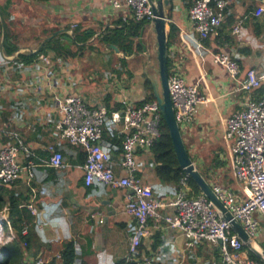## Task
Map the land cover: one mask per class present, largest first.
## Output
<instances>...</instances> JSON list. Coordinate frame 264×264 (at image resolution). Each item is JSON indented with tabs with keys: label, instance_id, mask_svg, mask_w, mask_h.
I'll list each match as a JSON object with an SVG mask.
<instances>
[{
	"label": "crops",
	"instance_id": "0c3cea01",
	"mask_svg": "<svg viewBox=\"0 0 264 264\" xmlns=\"http://www.w3.org/2000/svg\"><path fill=\"white\" fill-rule=\"evenodd\" d=\"M15 1L0 0V148L8 144L11 133H16L36 164L32 180L23 174L9 187L11 197L22 207L32 205L36 209L33 216L25 207L35 226L36 260L61 264L57 256L66 244H72L73 264H131L126 259L136 221L124 210L129 191L101 183L86 186L81 169L85 153L80 146L62 141L58 129V104L62 98L79 96L90 106L84 81L86 71H81L86 61L82 60L81 53L74 59H60L48 51L24 65L19 56L36 54L41 41L54 32L67 30L66 34L58 33L55 37L73 38L69 31L76 25L80 31L95 32L85 45L93 41L91 47L102 49L111 56L110 61L116 57L119 64L121 59L135 57L137 51L123 54L114 45L103 43L102 37L119 28V21L124 24L135 21L123 12L112 11L105 0H51L47 4L51 5L53 19L47 22L46 31L41 30L36 35V0H22L20 9ZM193 1L169 0L166 20L169 68L176 69L187 84L195 86L204 100L197 107L193 123L182 132V138L196 168H209L208 184L222 186L245 201L248 190L235 178L231 152L234 141L226 136V122L243 110L252 94L239 90L237 82L213 59L223 52L238 63L241 74L248 69L257 73L263 71L264 27L254 12L264 6V0L230 5L221 27L203 41L189 19ZM148 27L151 31L149 23ZM236 27L238 32H234ZM138 43H141L140 37ZM40 56L47 58L49 64H44ZM116 64L101 77L102 91L94 93L93 89H88L96 96V107L89 108L107 110L108 106H120L122 109L118 111H121L125 108L124 101L137 107L153 96L150 80L157 79L156 72L138 82ZM97 73L94 71L88 79H96ZM108 126L110 131L103 137L101 147L109 154L114 173L121 176V150L115 143V135L119 133L111 124ZM49 147L61 152L65 168L56 170L46 165L51 155ZM136 157L137 176L153 197L165 202L173 200L178 186L155 178L157 164L151 151L138 150ZM4 211L8 218L7 208ZM163 213L172 215L173 210L167 208ZM25 228L22 234L27 233L28 226ZM260 241L264 242V234L257 238V242ZM137 252V259L150 258L156 264H220L216 245L191 242L179 231L164 225L155 228L151 219L148 236L142 239Z\"/></svg>",
	"mask_w": 264,
	"mask_h": 264
},
{
	"label": "built area",
	"instance_id": "2783aa9c",
	"mask_svg": "<svg viewBox=\"0 0 264 264\" xmlns=\"http://www.w3.org/2000/svg\"><path fill=\"white\" fill-rule=\"evenodd\" d=\"M246 0H194L189 10V19L200 40L208 39L224 21L226 9ZM114 12H123L135 22H150L153 18L151 0H105ZM264 27V6L254 12ZM125 19V18H124ZM73 25L69 34L73 37ZM238 32V28H234ZM48 65L47 58L40 56ZM214 63L225 70L231 80L237 82L239 90L253 94L264 88V69L257 73L248 69L241 74L238 63L228 54L214 55ZM241 77V79H239ZM169 95L175 121L184 132L194 121L197 107L204 102L195 86L185 82L180 73L169 69ZM125 108L108 114L104 108H89L79 96L64 97L58 104V129L62 141L80 146L85 153L81 169L86 186L96 183L111 188L129 191L124 201L125 212L135 219L136 229L130 239L126 262L131 264H156L153 259H137V250L142 239L148 236L149 220L158 228L164 225L179 231L191 242H208L216 245L220 264H262L251 260L244 244L223 219L213 204L202 194L189 198L186 178L176 196L169 202L153 197L151 190L137 176V151H150L160 135L162 117L155 100L137 107L123 102ZM111 124L122 136L121 168L123 174L116 175L110 167L109 154L101 147L104 126ZM226 136L234 143L231 148L232 165L236 180L248 190V197L240 201L230 190L213 184L216 197L223 203L232 218L237 221L253 243L264 234V94L256 99L249 98L242 111L233 114L226 122ZM50 157L46 165L52 169H63V156L53 147L48 148ZM35 162L31 152L16 133L9 135V142L0 148V183L13 185L23 174L28 180L34 178ZM33 216L36 209L24 205ZM171 208L172 215L163 213ZM26 228L23 229V233ZM14 240V232L5 215L0 212V249ZM0 251V263L3 262ZM60 260V255L57 256ZM25 264H44L40 260L28 259Z\"/></svg>",
	"mask_w": 264,
	"mask_h": 264
},
{
	"label": "trees",
	"instance_id": "16d2710c",
	"mask_svg": "<svg viewBox=\"0 0 264 264\" xmlns=\"http://www.w3.org/2000/svg\"><path fill=\"white\" fill-rule=\"evenodd\" d=\"M36 1L47 3L51 0ZM148 23L149 22L142 21L128 22L127 24H124L119 21L117 23V26H119V28H115L111 31H108L107 34H104V36L102 37V42L108 45H114L123 54L131 55L133 52L141 50V45L140 43H138L140 31L143 26L147 25ZM73 33V39L75 42L60 40V37L52 38L44 44V46L39 50L38 53H26L20 55L19 58L21 62H23L24 65H27L32 62V60H34L38 55L47 53L48 51L52 52L56 56V58H76L79 55V51L72 50L71 45L74 44L75 46H77V48L83 47L85 43H87V41H89L93 37L95 32H86V30L80 31V28H77L76 26V28L73 30ZM43 41L44 40H42L41 42ZM167 47H169L168 42ZM169 69L170 68L168 61V72ZM145 83L146 86L150 88L148 80H146ZM263 94L264 88L256 90L252 94V99L259 98ZM153 100L154 97L151 95L143 103L151 102ZM120 109H122L120 106H117L115 108H111L108 106L107 112L110 115L111 112ZM108 125L110 124H106L104 126L102 139L110 131V126ZM115 139V143L117 144L119 150H121L122 136L117 134V136L115 135ZM150 151L157 164L156 168L154 169V175L159 182L164 184H173L175 186H178L179 189L181 186V180L183 178H186L188 197L194 198L201 194L198 186L194 183V181L190 179L179 167L174 154V149L169 136V132L163 121H161L160 135ZM197 170L200 172L202 177L207 182H209V168L200 169L197 167ZM9 187L10 185L0 183V212L7 208L8 220L14 232V240L8 245L1 247L0 251L3 254L4 260L0 264H25L27 258H30V260L36 258V250L34 248V244L36 242V233L34 232L35 226L33 224V217L29 214L26 208L22 207V204L18 200H15L13 197H11L12 194ZM27 226V233L22 234V230ZM256 243L264 251V242L260 241ZM248 256L251 260L258 261V259L252 253L248 252ZM60 260L61 264H73L74 250L72 244H66L63 247V250L60 253ZM50 264H54V261H51Z\"/></svg>",
	"mask_w": 264,
	"mask_h": 264
},
{
	"label": "water",
	"instance_id": "95a60500",
	"mask_svg": "<svg viewBox=\"0 0 264 264\" xmlns=\"http://www.w3.org/2000/svg\"><path fill=\"white\" fill-rule=\"evenodd\" d=\"M151 1L153 18L149 22V25L151 26V32L155 36L154 51L156 53L158 67L155 71L157 79L152 78L150 81L153 91V97L159 107L162 121L169 132L177 163L181 170H183V172L198 186L201 194L204 195L213 204V206L216 208L221 217H223V219L229 222L232 230L238 235L239 239L244 244L246 250L252 253L258 259V261L264 264V251L257 245V243H253V241L249 238V236L243 230L241 225L232 218L223 203L213 193L208 182L202 177L200 172L197 170L196 166L194 165L191 157L189 156L185 148L181 132L174 118V112L170 100L168 87L169 72L166 20L169 0ZM143 32L144 28H142L140 31V41ZM58 33L66 34L67 30L54 32L50 37L46 38V40L42 42V44L34 53H37L46 42L51 40ZM61 38L68 42H75L73 38H70L66 35L62 36ZM112 48L116 50L115 47ZM254 244H256L257 247L254 246Z\"/></svg>",
	"mask_w": 264,
	"mask_h": 264
},
{
	"label": "rangeland",
	"instance_id": "374dc122",
	"mask_svg": "<svg viewBox=\"0 0 264 264\" xmlns=\"http://www.w3.org/2000/svg\"><path fill=\"white\" fill-rule=\"evenodd\" d=\"M16 5L19 6V9L23 7L22 0H16ZM48 3V2H47ZM47 3H41L36 1V35L41 31L44 30L48 26V21L50 19H53V15L50 14L51 5H48ZM51 15V16H50ZM144 32L141 38V46L140 49L137 52H135V57L127 60H119V64H116L117 60L116 57H113V60H111V56H107L104 54V51L102 49H97L91 47L94 43H88L84 45L83 47L77 48L74 44L71 45L72 50L79 51V54L81 53L82 60H85L86 63L83 64L81 67L82 73H85L84 81L86 82V94L89 96V107H96L94 105L95 103V97L93 94H91L88 89H93L94 93H99L102 91L103 81L101 77H103L104 73L110 69V67L113 64L120 66L121 69L125 70L127 73L131 74L132 77H134L138 82L146 79L149 74H154L158 67L157 65V59H156V53L154 51V44H155V36L150 31V28L148 27V24L143 26ZM52 29V28H51ZM47 29H45L46 31ZM92 40V38H91ZM97 45V44H96ZM98 46V45H97ZM144 48V49H143ZM114 56V55H113ZM149 60H151V64H149ZM94 71H98L97 78L96 79H88L90 74H92ZM186 150H188L189 156H191V152L189 151V148L186 145ZM192 157V156H191ZM262 239V238H261ZM4 260V259H3Z\"/></svg>",
	"mask_w": 264,
	"mask_h": 264
},
{
	"label": "bare ground",
	"instance_id": "6f19581e",
	"mask_svg": "<svg viewBox=\"0 0 264 264\" xmlns=\"http://www.w3.org/2000/svg\"><path fill=\"white\" fill-rule=\"evenodd\" d=\"M254 246H256V247H257V245H256V244H254Z\"/></svg>",
	"mask_w": 264,
	"mask_h": 264
}]
</instances>
